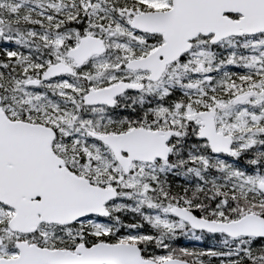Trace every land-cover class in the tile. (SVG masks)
I'll return each mask as SVG.
<instances>
[{
    "label": "snow or ice",
    "instance_id": "6c2138e0",
    "mask_svg": "<svg viewBox=\"0 0 264 264\" xmlns=\"http://www.w3.org/2000/svg\"><path fill=\"white\" fill-rule=\"evenodd\" d=\"M0 264H264V0H0Z\"/></svg>",
    "mask_w": 264,
    "mask_h": 264
}]
</instances>
